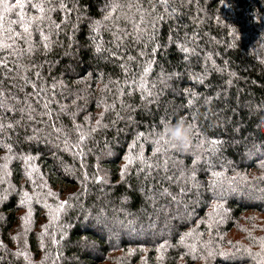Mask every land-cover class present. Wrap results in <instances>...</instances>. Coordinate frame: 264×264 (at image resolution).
<instances>
[{"label": "trees", "instance_id": "obj_1", "mask_svg": "<svg viewBox=\"0 0 264 264\" xmlns=\"http://www.w3.org/2000/svg\"><path fill=\"white\" fill-rule=\"evenodd\" d=\"M16 4L0 3V264H264V0ZM157 220L154 239L99 230Z\"/></svg>", "mask_w": 264, "mask_h": 264}, {"label": "rangeland", "instance_id": "obj_2", "mask_svg": "<svg viewBox=\"0 0 264 264\" xmlns=\"http://www.w3.org/2000/svg\"><path fill=\"white\" fill-rule=\"evenodd\" d=\"M167 88H171V87H167ZM182 148V147H181ZM183 150V149H182ZM48 151V150H46ZM180 153V152H179ZM256 152L254 153H251L250 156L253 157ZM249 156V157H250ZM171 156H169L170 158ZM28 169L29 172H26V176H27V183L30 184V185H33V178L29 175V174H32L33 171V167H31V165L29 164L28 165ZM31 171V172H30ZM34 174V173H33ZM23 184V183H22ZM230 190V189H229ZM24 193L23 195H27V191L24 189L23 190ZM222 192H225V190H223ZM30 199V197H27ZM148 199H151V198H148ZM147 199V201H148ZM245 200H253V201H261V199L259 197H257L255 194L253 195H246L245 196ZM152 203L154 202L153 200H150ZM263 203H264V199L262 200ZM31 202V201H30ZM102 202V201H100ZM149 202V201H148ZM147 202V206L148 208H150L151 211H154L156 209V211H158V207H155L154 204L151 205V203H148ZM22 203H26L27 205V201H24V202H20L19 201V204H21L25 210L22 211V216H21V219H20V222L21 224H19L20 226V229H18L17 231L19 230H23L25 228V226H27L29 223H30V220H31V216L33 214V210L32 209H26V206H24ZM42 204H45V202H43ZM150 204V205H149ZM176 210V214H174L172 217H170V219L176 223V225H178L180 222H182L184 219H183V214L181 213V211H179V209L175 208ZM143 213L145 214L146 213V210H143ZM85 218L87 220H90L89 218L90 215L89 213H86V216ZM98 219V217L96 216L94 218L93 221L90 220V225L92 227H95L96 229L97 226H99V224H101V221L99 220V222H96V220ZM96 219V220H95ZM85 220V221H87ZM85 223H81V225H84ZM168 223L164 222V221H158L157 220V223L156 225H152L151 227H149L150 231H148V233L144 230H142L140 227H137V228H131L129 230H127L125 233H124V236H119V230H108V229H105L104 228H100L99 230L101 231V233L103 234L104 236V239L106 240L107 243L109 242H112V241H115L116 238H120V237H138V238H148V239H154L156 236H159V235H162V234H168L167 232V228H168ZM244 225V223H243ZM171 227V225H169ZM133 227V226H132ZM167 229V230H166ZM173 230V228L171 229ZM100 248L99 244L93 242V241H88V243H83L82 245H80V249L84 252H87L88 254L91 253V254H96L98 253V249ZM75 262L79 263V264H82L83 262H81L80 258H77V257H74L73 259Z\"/></svg>", "mask_w": 264, "mask_h": 264}, {"label": "clouds", "instance_id": "obj_3", "mask_svg": "<svg viewBox=\"0 0 264 264\" xmlns=\"http://www.w3.org/2000/svg\"><path fill=\"white\" fill-rule=\"evenodd\" d=\"M170 134L173 137H178V142L181 145H184L188 142V138L190 135V129L185 127L182 122H178L175 126L171 127Z\"/></svg>", "mask_w": 264, "mask_h": 264}, {"label": "snow or ice", "instance_id": "obj_4", "mask_svg": "<svg viewBox=\"0 0 264 264\" xmlns=\"http://www.w3.org/2000/svg\"><path fill=\"white\" fill-rule=\"evenodd\" d=\"M0 3H4V0H0ZM19 4H20V0H17V4H16V5H12L11 8H15V7H16L17 5H19ZM11 8H7V7H6L5 10H6V11H10ZM25 31L27 32L28 29L25 28ZM189 127H191V126H189ZM169 132H170V130H169ZM170 135H171V134H170ZM171 137H172V139L175 140V141H178V139H179L178 137H173L172 135H171ZM81 139H83V137H81ZM173 146H175V145H173ZM96 179L99 181V180H102L103 178L98 176ZM66 203H67L66 201L63 202V203L60 205V207H63L64 204H66Z\"/></svg>", "mask_w": 264, "mask_h": 264}]
</instances>
